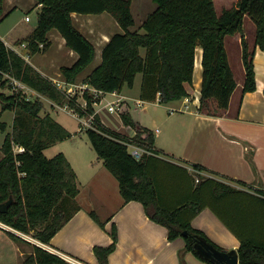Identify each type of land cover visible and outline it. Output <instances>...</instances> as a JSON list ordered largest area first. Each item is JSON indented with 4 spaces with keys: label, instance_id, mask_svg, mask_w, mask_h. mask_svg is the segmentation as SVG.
I'll return each mask as SVG.
<instances>
[{
    "label": "trees",
    "instance_id": "trees-1",
    "mask_svg": "<svg viewBox=\"0 0 264 264\" xmlns=\"http://www.w3.org/2000/svg\"><path fill=\"white\" fill-rule=\"evenodd\" d=\"M37 1L42 5L38 12V23L25 40L33 54L48 49L51 45L50 31L59 30L66 44L79 54L72 65L61 67L64 78L69 82L77 83L79 76L96 57L95 44L76 26L72 14L109 12L123 31L115 32L110 37L103 48L101 63L84 78L85 83L106 92L120 91L125 85L132 87L137 74L142 72L143 98L154 99L160 92L163 102L181 99L189 95L185 83H193L196 47L202 45L204 78L199 110L208 115H221L230 106L231 97L238 86L227 48V37L242 33L245 65L242 94L256 89L254 56L257 45L264 49V0H239L236 5L224 7L221 12H218L214 0H154L157 8L142 23L144 32L131 28L136 24L133 0ZM4 3L5 0H0V21L4 18ZM246 15L256 24L253 44L244 33ZM41 43L44 44L42 47ZM142 47L146 48L145 55L141 52ZM13 78L57 104H68L81 115L95 114L94 125L87 128L89 139L106 167L119 180L125 200L142 201L152 218L168 226L171 239L181 235L185 237L187 243L181 251L182 264H187L185 251H193L203 260L214 264L196 250L195 238L205 237L218 249H226L213 242L204 231L195 228L192 219L209 204L207 197L210 189L217 192L220 185L223 189H235L198 173L199 181L190 184L189 196L173 206H165L161 200L158 177L150 168V155L144 153L138 158L129 149V143L136 142L152 151L154 133L149 128L138 127L125 109L121 110V116L127 125L136 129V134L128 137L110 128L96 112V100L90 90L85 91L88 103L82 107L75 98H68L53 79L8 46L1 36L0 85H9L13 92L0 90V130L6 132L1 145L0 204L11 195L14 201L5 212L0 210V221L26 234L33 231L35 238L50 243L55 233L80 209L76 199L80 191L78 174L71 161L63 151L53 157L45 152L51 145L71 137L72 133L51 113L42 115L43 100L28 96L13 83ZM6 110L15 112L9 132L8 122L2 119ZM17 146H24L25 150L18 151ZM195 168L201 170L204 166L195 164ZM91 214L96 218L94 211ZM184 230H188L189 235H184ZM8 233L20 244L27 242L33 245V251L26 255L25 262L66 263L58 253L32 243L11 230ZM111 234L114 241L110 245L95 246L99 264H109V254L117 246L116 224H113ZM241 241L240 264H264V242L253 236H241Z\"/></svg>",
    "mask_w": 264,
    "mask_h": 264
},
{
    "label": "crops",
    "instance_id": "crops-1",
    "mask_svg": "<svg viewBox=\"0 0 264 264\" xmlns=\"http://www.w3.org/2000/svg\"><path fill=\"white\" fill-rule=\"evenodd\" d=\"M21 1L5 0L1 22ZM214 1L216 8L217 2L222 3V10L228 4L236 5L239 0ZM143 6H138V9L143 11ZM149 11L147 9V15H142L138 25L135 19L133 30L145 31L141 25L153 12ZM72 15L76 26L95 44V58L100 53L99 65L104 46L115 32L123 31V28L116 18L113 19L114 30L106 25L111 15L109 12H74ZM250 18L249 15L245 17L244 33L253 44L256 24L255 28L251 24L252 30L248 31ZM90 19L106 21L93 26L88 22ZM35 27L24 35L15 26L10 34L0 33V36L8 46L25 51L20 44L9 45V40L26 39ZM49 38L50 47L33 53L29 62L48 77H52V73L63 75L61 67L72 65L79 54L66 44L59 30L52 29ZM242 39V33L227 37V48L238 86L231 97L230 106L221 115H208L199 110L204 78L202 45L196 47L193 83H185L188 96L163 102L158 92L154 99L143 98L144 73L139 72L132 87L125 85L120 91L106 92L102 100L94 104L107 126L128 137H133L136 129L124 122L120 113L123 109L130 112L138 127L149 128L154 133L152 151L136 142L129 143V149L132 151L134 145L140 146L143 154L150 155V168L158 177L161 200L165 206H173L188 197L190 184L199 181L198 173L235 189H223L222 185L217 192L210 189L207 197L209 204L192 219V224L219 246L226 250L235 249L238 253L241 236H253L264 242V49L257 45L254 56L256 89L242 94L245 80ZM141 52L145 55L146 48L142 47ZM62 60L67 61L62 63ZM97 65L90 68V72ZM27 88L37 97H46L29 85ZM114 102H118L120 112L109 110L108 106ZM195 164H202L204 168L196 169ZM83 175L85 180L78 175L80 191L76 197L80 209L55 233L50 243L33 242L28 238L29 234L1 221L0 264H37L25 262L26 254L32 252L26 250L29 243L20 244L11 237L9 230L58 253L66 260L65 264H99L95 246H107L114 241L111 234L113 224L118 228V242L109 254V264H182L181 251L187 243L185 237L181 235L171 239L168 226L152 218L142 201H126L120 191L119 180L106 167L103 159L86 166ZM92 211L105 225L93 217ZM184 257L187 264H212L193 251H185Z\"/></svg>",
    "mask_w": 264,
    "mask_h": 264
},
{
    "label": "rangeland",
    "instance_id": "rangeland-1",
    "mask_svg": "<svg viewBox=\"0 0 264 264\" xmlns=\"http://www.w3.org/2000/svg\"><path fill=\"white\" fill-rule=\"evenodd\" d=\"M142 4H144L143 11L138 9V6H140ZM151 5H153L152 8L150 7ZM230 6H232V4H228V7H230ZM41 7H42V5H41ZM41 7L36 5L35 0H22L21 2H19L18 7L14 8L12 10V12H10V14H8V16H6L4 21H2V22L0 21L1 22L0 23V33L2 35H5V33L10 34V30L13 29L12 27L17 26L18 30H21V32L24 35H26L33 27H35L37 25V23H38V12H39ZM156 7H157V2L153 1V0H133L132 10H133V14H134L136 21H138L137 25L140 23V19L142 18V15L144 13L147 15V12H146L147 9H149L150 10L149 12H151ZM221 8H222V3L217 2L218 12H221ZM27 15L30 16L29 20H26ZM114 18L115 17L111 14L108 16L107 21L106 20L101 21L98 19H95V20L90 19V20H88V22H90V24L93 26H97L100 22L106 21L105 22L106 25L110 29L114 30L115 29L114 28L115 27L114 22H113ZM251 24H253V28H255V23H254L252 18H250V20L248 21V25H247L248 31L252 30ZM135 26H136V24H135ZM131 28L133 29L134 26H132ZM91 36L95 37L94 34H92ZM9 41H10L9 45H16V43L20 44L21 42L26 41V40L19 38L16 41H11V40H9ZM100 60H101V55L99 53L97 58H95V60L86 68V70L83 72V74L81 76H79V80L77 82L78 85L79 84L83 85L85 83V82H83V79L90 72V70H91L90 68H93L95 65H97ZM66 61L67 60H62V63L66 62ZM59 62H61V61H59ZM57 69H58V67H57ZM49 77L51 79H53L55 82H57L56 80H64L65 79L63 75H60L58 73H52V77L51 76H49ZM0 90L4 91L6 93H12L13 92V88L10 87L9 85L6 87H2L0 85ZM78 90H79V87H78ZM27 95L32 97V98L37 97V95L35 93H32V91H30V90L28 91ZM39 98L42 99L41 96H39ZM42 100L44 102V109L41 111V114L45 115L48 112L51 113V115L55 119H57L59 122L64 124V126L72 133L71 137L64 139L62 141H58L54 145H51L50 147H48L47 150H45L46 154L49 157H53L57 153L63 151L66 154V156L69 158V160L71 161L76 172H78L77 174L80 176V178L82 180H85L84 175H83L84 168L88 165L92 166L95 162L97 163V161L102 160V159L99 157L97 151L93 147L91 140L89 139L87 129L83 125V121H81L79 116L77 114H75L74 112H72L69 108L63 109L62 107H60V105L59 106L56 105L57 102L52 103V101H51L52 99H50L49 97L46 96ZM0 106H1V103H0ZM179 113L180 112L178 111L177 114H179ZM13 118H14V111L13 110H7L4 114V116L2 117L3 120H6L8 122V129H7L8 132L12 130ZM5 135H6V132H3L0 130V158L3 156V153L1 151V144L4 141ZM33 234H34V232L32 231V233L29 234L30 236H28V238L30 240H32L33 242L39 243L40 240L35 238L33 236ZM26 250L28 252L33 251V245L27 244Z\"/></svg>",
    "mask_w": 264,
    "mask_h": 264
},
{
    "label": "built area",
    "instance_id": "built-area-1",
    "mask_svg": "<svg viewBox=\"0 0 264 264\" xmlns=\"http://www.w3.org/2000/svg\"><path fill=\"white\" fill-rule=\"evenodd\" d=\"M26 19L29 20L30 16L27 15ZM20 45H21V47L23 49H25V51H21V50L17 49L15 46H11V48L16 50L19 54H21L25 59H27L29 61L30 58H31L32 53H31V51L29 49L28 42L27 41H23V42L20 43ZM43 45L44 44L41 43V47ZM56 81L57 82H55V81L54 82L58 85V87L60 89H62L63 91H65L67 93L68 98H75L77 103L80 104L82 107H86L87 103H88V100H87L86 95H85V91L86 90H90L93 93L94 98L96 100L94 102V104L100 102L102 100V98H103V95L106 93V91H104L102 89H99L97 87H94V86L90 85L89 83H84L83 85H78L77 83L69 82L66 79H64V80H56ZM13 83L17 87H19V88L21 87L27 93V84L15 79V78H13ZM78 87H79V90H78ZM113 92H115V91H113ZM117 103L114 102V103L110 104L108 106L109 110H111L113 112H120V109H119V106H117ZM61 107L63 109H66V108L68 109L69 108L72 112L77 114L79 116V118L81 119V121H83V125H84V127H86V129L88 127H92L94 125L95 114L81 115L78 111H76L74 108H71L68 104L61 105ZM16 149L18 151H23V150H25V147L24 146H17ZM143 152H144V150L140 146H136V145L133 146L132 153L136 157H138V158L141 157ZM0 224L3 225V223L1 221H0Z\"/></svg>",
    "mask_w": 264,
    "mask_h": 264
},
{
    "label": "water",
    "instance_id": "water-1",
    "mask_svg": "<svg viewBox=\"0 0 264 264\" xmlns=\"http://www.w3.org/2000/svg\"><path fill=\"white\" fill-rule=\"evenodd\" d=\"M13 201H14V196L11 195L8 200L0 204V210L2 212H5L9 208V206L13 203ZM183 234L189 235V231L184 230ZM195 248L202 256H204L206 259L210 260L214 264H240L239 253L237 250L218 249L205 237L197 236L195 238Z\"/></svg>",
    "mask_w": 264,
    "mask_h": 264
}]
</instances>
